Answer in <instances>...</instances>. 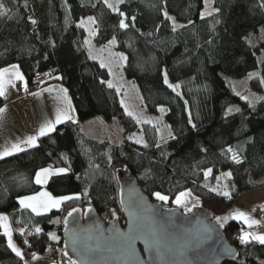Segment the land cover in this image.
Wrapping results in <instances>:
<instances>
[{
  "label": "trees",
  "instance_id": "16d2710c",
  "mask_svg": "<svg viewBox=\"0 0 264 264\" xmlns=\"http://www.w3.org/2000/svg\"><path fill=\"white\" fill-rule=\"evenodd\" d=\"M3 3L10 11L0 16V68L16 63L29 80L39 71L55 69L54 76L61 74L71 93L79 121L59 124L35 147L0 158V212L11 214L23 251L18 256L0 231V264H26L25 258L51 249L56 264L76 260L67 249L65 227L83 218L123 220L121 187L132 177L167 209L176 208L172 200L185 190L203 202L222 197L227 211L212 215L238 249L224 264H264V244L242 243L236 233L244 225L232 216L243 192L264 186V99L247 100L229 84L258 71L252 83L264 90L261 0H240L205 17V0H123L118 12L103 0ZM88 15L95 17L98 45L116 38L117 49L126 56L124 74L137 83L148 111L166 106L165 119L173 131L168 140L159 143L155 127L148 124L153 134L137 143L133 135L140 123L128 115L117 89L108 86V69L83 46L86 29L78 22ZM169 15L182 21V27H175ZM122 19L127 28L120 27ZM165 73L179 89L164 82ZM4 103L0 96V107ZM231 104H238L239 111L228 113ZM94 117L112 125L122 140L98 123L88 130L83 122ZM45 167L68 169L49 179L53 195L78 194L79 199L37 214L21 207L19 199L41 190L35 177ZM227 169L228 200L215 183L216 174ZM157 192L169 202L156 198ZM192 211L207 210L201 205Z\"/></svg>",
  "mask_w": 264,
  "mask_h": 264
},
{
  "label": "water",
  "instance_id": "95a60500",
  "mask_svg": "<svg viewBox=\"0 0 264 264\" xmlns=\"http://www.w3.org/2000/svg\"><path fill=\"white\" fill-rule=\"evenodd\" d=\"M120 200L123 220L83 218L65 227L66 246L76 260L84 261L87 247L97 244L103 251L88 258L91 264H224L238 253L209 211L185 215L164 208L133 177L122 183Z\"/></svg>",
  "mask_w": 264,
  "mask_h": 264
},
{
  "label": "crops",
  "instance_id": "0c3cea01",
  "mask_svg": "<svg viewBox=\"0 0 264 264\" xmlns=\"http://www.w3.org/2000/svg\"><path fill=\"white\" fill-rule=\"evenodd\" d=\"M12 65H18V64L12 63L0 69L10 68ZM19 71L23 74L25 81L27 82V90H25V81L16 80L14 86L12 85L7 86L6 95L3 96L5 99V103L4 105L0 107V108L5 109V111L2 114H0V150H2L3 147L6 145L10 146L14 142L24 140L30 135H36L39 131L41 124L46 119H52V120L55 119L57 110L63 109L66 107V103L63 100L58 99V96L63 95L62 93H59V89L61 88L67 89V96L70 98L72 108L74 109V111L71 113L74 116V119L65 121L64 123L79 121V116L75 110L71 93L68 90V88L63 84L61 74L56 73L55 76L52 77L47 82V84L43 87L42 90L35 92V93H29L28 91V85L30 81L29 77L24 74L20 66H19ZM49 89H51V91H49ZM99 121L100 120L97 117H94L87 121H84L83 124L86 125L88 130H91V128L97 125ZM26 149L28 148L26 147ZM45 168H49V167H45ZM52 169H57V168H52ZM223 172L227 174V173H231V170H228V169L223 170V171H220L218 174H216L215 182L217 185L220 184L219 181L222 179H225V181L227 182H229L231 179V175L230 176L226 174L224 175L222 174ZM52 176L48 178L46 183L39 184L41 185L42 188L37 193H40V192L51 193L49 189L47 188V183ZM227 192H229V188ZM37 193L27 195V196H33V195H36ZM52 196L59 197L53 194ZM19 204L21 207L25 208L23 205H21L20 199H19ZM256 205L264 206V186L243 192L233 204V214L236 212H243V213H246L250 219H254L259 222L258 218L254 215V207ZM202 206L207 211L217 214V215H221L227 211V207L224 201L220 197L211 199L208 201H204ZM27 209H30V208H27ZM41 213H46V212H41ZM0 215H6L8 217V222L10 224V228L12 231V241L13 243H15V245L18 248H20L22 255H23V251L21 247L17 244L16 239H15V233L17 229L15 225L13 224L11 214L8 212H0ZM262 216L264 218V213L261 215V219H263ZM237 220L240 221L244 225L243 229H241L240 231L241 237L243 236L244 233L264 235V228L259 223L249 226V224L245 223L244 220L242 219H237ZM0 231L5 233L4 227L2 224H0ZM7 240H8V237H7ZM251 240H254V239L249 237L248 241H251ZM35 257L37 258L34 259V256L31 258H25L27 260L25 261L26 264L27 262L28 263L33 262V261L35 262L36 259L41 261V263L38 262V264L39 263L40 264H51L53 261L52 260L51 263H44L42 259L40 260L41 258L40 254L35 255Z\"/></svg>",
  "mask_w": 264,
  "mask_h": 264
},
{
  "label": "rangeland",
  "instance_id": "374dc122",
  "mask_svg": "<svg viewBox=\"0 0 264 264\" xmlns=\"http://www.w3.org/2000/svg\"><path fill=\"white\" fill-rule=\"evenodd\" d=\"M240 0H205V5L204 8L201 12V16L205 17L208 16L205 13L206 12H211L213 13L215 9L217 8H223L226 7L232 3H235ZM110 3L115 4L116 0H109ZM263 6H264V0H261ZM119 5V4H118ZM117 5V7H118ZM170 18H173L175 20V25H183L184 23L178 19H176L174 16L169 15ZM89 17H94L93 15H88L79 20V25H81V21H84V28L86 29V36L83 40V46L85 47L87 54L89 55L90 58L98 60L101 65L103 62V66L106 67L109 71V78L106 80L107 83L108 81H111L114 87L117 89L120 100L123 101V106L126 110L127 106V112L132 111L135 113L137 116L141 118L143 122L140 123V129L135 131L134 133V138H137L138 140H143L146 141V138L148 135L153 134V131H151L148 126L152 125L156 129L157 137H158V142L163 143L164 141L168 140L169 137L173 134V131L168 124V122L165 119V114H166V106L162 105L158 107V110L156 112H151L148 111V108L146 106V103L143 99V96L139 90V87L137 83L133 80L127 77L124 74V61H125V54L117 49V41L116 38L113 37L110 41L115 40V43H110V41L105 44V45H98L95 42V34H96V23L95 24H89L88 23V18ZM95 18V17H94ZM173 19L172 22H173ZM96 21V20H95ZM177 27V26H175ZM90 29L95 32L94 35L90 33ZM121 54L124 57V59L121 58ZM258 71L252 72L249 76L243 78V79H230L229 84L232 86L233 90L241 95L242 97H247V100L250 101H258L262 97H264V90H258L252 83V79L257 75ZM167 80L170 84L175 85V83L172 82L170 79L169 75L167 74ZM161 108L164 109V111H161ZM232 109L231 112L236 111V109H239L238 104H231L228 107V110ZM76 110V109H75ZM227 110V111H228ZM228 113H230L228 111ZM98 118V117H97ZM100 121L98 124H101L107 128V131L111 133L112 136L117 138L118 140H122L121 134L113 128L111 125L108 126L106 125L102 119L98 118ZM150 121V122H148ZM149 124V125H148ZM132 138V136H131ZM209 170V169H208ZM207 170V173H209ZM212 171V170H211ZM222 174H226L223 172ZM224 180V181H223ZM216 183V182H215ZM220 184H216L218 186V189L222 193L224 191H228V188L230 189L229 182L225 181V179H222L219 181ZM182 192H190L191 195L187 196L184 198L186 207L191 209V211H187L186 207L184 205H177L176 204V198L179 196L176 195L172 202L174 207L179 208L183 211L185 215L191 214L192 210H194L195 207L203 205V201L196 197L190 190H185ZM229 193V192H228ZM165 195V194H162ZM167 196V195H165ZM156 197V195H155ZM168 197V196H167ZM157 198V197H156ZM169 198V197H168ZM222 199V197H220ZM226 198H229L226 196ZM165 203L169 202V199L167 201H163ZM175 209V208H173ZM214 214V213H213ZM217 215V214H215ZM263 218V216H262ZM264 220V218H263ZM263 230V229H261ZM54 250V249H51ZM55 251V250H54ZM55 254V252H54ZM42 261L44 263H52L51 264H56L55 258L53 254L50 253V251L46 253H40ZM27 261V260H26ZM38 262L41 263L38 259L34 262H27V264H38ZM39 263V264H40Z\"/></svg>",
  "mask_w": 264,
  "mask_h": 264
},
{
  "label": "snow or ice",
  "instance_id": "6c2138e0",
  "mask_svg": "<svg viewBox=\"0 0 264 264\" xmlns=\"http://www.w3.org/2000/svg\"><path fill=\"white\" fill-rule=\"evenodd\" d=\"M103 2L107 5L108 8H110L113 12H118L119 8L117 7L118 4L123 3V0H116V3H110L109 0H103ZM207 2V0H206ZM10 11L9 9L6 8L5 4L3 3V0H0V16L6 15ZM214 11H218V9H215ZM206 15H211V12H206ZM121 16L124 15V13H120ZM164 15L167 17V12L164 13ZM135 18L133 17V20ZM169 19H173L170 18ZM35 23V21H33ZM88 23L89 24H95V18L94 17H89L88 18ZM173 24L175 25V20L173 19ZM81 26H84V21H81ZM129 25L125 23V21L122 19L120 21V27L121 28H127ZM177 27H182V25H175ZM264 31V30H262ZM90 33L92 35L95 34L93 30L90 29ZM110 43H115V40L110 41ZM121 58L124 59V57L121 54ZM103 66V62H102ZM20 80V81H25V78L23 74L19 71V66L18 65H12L10 68H5V69H0V96H5L6 91H7V86L12 85L14 86L15 81ZM166 84L170 88H173L174 90L179 89L180 85L179 84H170L167 80V73H165V81ZM108 86L114 87L111 81H108ZM25 90H27V82L25 81ZM51 91V89H49ZM59 93H62V96H58V99L63 100L66 103V107L63 109H58L55 115V119H46L40 126L39 131L36 135H30L26 139L14 142L10 146H4L2 150H0V158L6 157V156H11L15 153L23 152L27 148H32L37 145V141L40 137L47 136L49 133H52L56 130V126L59 124L64 123L65 121L68 120H73L74 116L71 114L74 109L72 108L71 105V100L67 96V89L61 88L59 89ZM247 99V97H245ZM261 99H264L262 97ZM123 103V101H121ZM126 110H127V106ZM5 111L4 108H0V114H2ZM161 111H164L163 108H161ZM229 112L232 111V109L228 110ZM236 111H239V109H236ZM129 116H134L137 119V122H143L139 116H137L135 113L132 111H128ZM150 122V121H148ZM137 143H145L142 139L138 140ZM229 152H233L231 147L228 149ZM233 160H236L239 162L238 157L235 153H233L232 156ZM68 169L66 168H57V169H52L51 167L49 168H42L37 172L36 177H35V182L37 184H43L46 183L48 178L52 175L55 174H61L67 172ZM209 173H211V169L208 170ZM226 175H231V173H227ZM212 191H217L216 188H213ZM86 194V193H85ZM224 196H229V193L227 191H224L222 193ZM156 197L161 200V201H167L169 198L165 195H162L161 193L157 192L155 193ZM191 195L190 192H181L179 196L176 198V204L177 205H184L185 200L184 198ZM72 199H79V195H73V196H59V197H54L52 196L51 193L49 192H40L37 193L36 195L33 196H24L20 198V203L23 205L25 208H30L33 212L40 214L41 212H47L50 211L53 208H59L61 204L64 201L67 200H72ZM187 211H191V209L186 207ZM73 211H77L76 209H73ZM71 215V213H69ZM233 216L237 219H242L245 221V223H248L249 226L253 224L259 223L258 221L254 219H250L246 213L243 212H236L233 214ZM221 217H217V220H221ZM226 219V218H223ZM59 222V221H57ZM65 225H67V220L64 221ZM0 224L3 225L4 231L8 237V244L12 248V250L18 255L22 256V252L20 248H18L15 243L12 241V231L10 228V224L8 222V217L6 215H0ZM37 232H40V228H36ZM53 240H59V237L55 233H50L49 234ZM249 237L252 239L259 241L261 244H264V235H256L253 233H244L243 236L241 237V242L242 243H247L249 240ZM78 236L75 232H73V244L74 246L77 243ZM148 243V241H145ZM103 249L100 248V246L97 244L95 247L89 245L87 249L84 251L83 255L85 256L84 261H79V260H73L71 257H69L68 264H91V261L88 259L92 254L94 253H99L102 252ZM110 251H116L115 249H110ZM65 255L67 253L65 252ZM37 258L34 256V259Z\"/></svg>",
  "mask_w": 264,
  "mask_h": 264
},
{
  "label": "built area",
  "instance_id": "2783aa9c",
  "mask_svg": "<svg viewBox=\"0 0 264 264\" xmlns=\"http://www.w3.org/2000/svg\"><path fill=\"white\" fill-rule=\"evenodd\" d=\"M54 70L55 69H48L45 71H39L35 73L32 77V79L29 81L28 91L29 93H34L37 91H40L54 76ZM264 212V208L262 206H255L254 215L258 218L260 225L264 228V223L259 218V216ZM239 234V233H237ZM55 251L52 250V253Z\"/></svg>",
  "mask_w": 264,
  "mask_h": 264
}]
</instances>
